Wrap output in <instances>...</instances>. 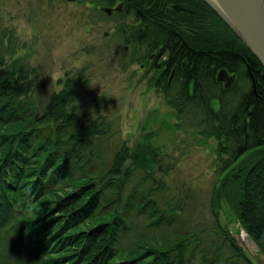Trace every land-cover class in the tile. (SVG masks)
Listing matches in <instances>:
<instances>
[{"label": "trees", "instance_id": "1", "mask_svg": "<svg viewBox=\"0 0 264 264\" xmlns=\"http://www.w3.org/2000/svg\"><path fill=\"white\" fill-rule=\"evenodd\" d=\"M116 3L118 13L137 20L130 39L145 43L150 68L158 58L168 72L175 67L173 80L186 102L191 85L193 108L209 123L201 133L217 140L211 207L226 208L264 255L263 67L203 0H98L93 9L103 12L98 5L110 10ZM221 68L237 77L228 90L216 81ZM167 71L163 82L156 80L166 94ZM31 72L19 58L6 61L0 49V231L27 251L32 260L25 264H260L219 220L200 237L204 229L178 222L182 204L162 206L150 187L140 189L146 180L158 183L161 157L152 142L133 149L123 144L105 171L96 170L94 147L107 127L101 119L83 124L78 107L68 106L66 86L46 97L36 94ZM243 79L249 87L237 90ZM209 86L216 89L207 92ZM182 110L177 107V114ZM135 172L143 177L127 193ZM131 213L145 218L150 230L169 225L172 235L144 232L124 243ZM11 247L0 239V264H24L9 254Z\"/></svg>", "mask_w": 264, "mask_h": 264}, {"label": "rangeland", "instance_id": "2", "mask_svg": "<svg viewBox=\"0 0 264 264\" xmlns=\"http://www.w3.org/2000/svg\"><path fill=\"white\" fill-rule=\"evenodd\" d=\"M97 1L0 0V49L5 60L19 58L32 70L36 94L46 97L66 86L68 106L78 107L83 124L101 119L108 132L98 138L99 145L93 144L96 170L105 171L123 144L133 149L146 140L152 142L161 157V167L154 172L158 183L149 179L140 189L150 187L162 206L182 204L184 215L178 222L204 229L200 237H208V229L219 220L242 247L238 222L226 208L211 207L218 183L217 140L201 133L209 123L200 122L204 116L200 111L187 114L190 106L183 104L176 84L171 83L168 94L156 85L158 69L150 68L145 43L130 39L138 30L134 15L124 11L107 16L93 9ZM246 87L249 82L243 79L237 90ZM176 100L183 104L179 114ZM142 177L135 172L126 192ZM131 214L133 224L124 243L144 232L172 235L169 225L150 230L145 218ZM1 238L12 246L10 255L17 253L24 264L32 260L12 241V234L0 231Z\"/></svg>", "mask_w": 264, "mask_h": 264}, {"label": "water", "instance_id": "3", "mask_svg": "<svg viewBox=\"0 0 264 264\" xmlns=\"http://www.w3.org/2000/svg\"><path fill=\"white\" fill-rule=\"evenodd\" d=\"M236 34L264 69V0H203ZM235 74L225 68L216 73V81L224 89L234 83ZM242 229V247L249 255L264 264V255L246 230Z\"/></svg>", "mask_w": 264, "mask_h": 264}, {"label": "flooded vegetation", "instance_id": "4", "mask_svg": "<svg viewBox=\"0 0 264 264\" xmlns=\"http://www.w3.org/2000/svg\"><path fill=\"white\" fill-rule=\"evenodd\" d=\"M70 1H75V0H70ZM97 8H99V9H102L103 10V12L107 15V16H112V14H115V12H117L116 10V8H117V3L115 4V5H113V6H111V7H109L110 8V10H105V8L104 7H101L100 5H98L97 6ZM153 54L154 53H152L151 55H150V60H151V57L153 56ZM163 59H161V58H158V60H157V62H156V66H157V69L159 70V72H158V74H157V78H156V80L158 81V82H163L165 79H164V77H165V74H164V72L165 71H167V69H168V66H166V65H164L162 68H161V66H162V63H163ZM174 69H175V67H172L171 69H170V71L167 73V80H166V85L167 86H170L171 85V83L173 82V85L174 84H176V89H177V93L179 94V95H181V93H180V89H181V84H180V82H177V81H175V80H173V74H174ZM229 74H233V73H229ZM250 87H251V92L256 96L257 95V92H256V80H255V78H254V76H253V74H251L250 73ZM236 75H235V79H234V83H235V80H236ZM175 81V82H174ZM189 82V81H188ZM188 82H187V84H188ZM221 83V86H222V88H224L223 87V83L222 82H220ZM233 83V84H234ZM233 84H232V86H233ZM191 85H189V90L190 91H188V88H187V94H186V97L188 98H191L190 100L188 99L187 100V102H192L194 99H192V89H191V87H190ZM231 86V87H232ZM188 87V86H187ZM230 87V88H231ZM230 88H228V89H230ZM228 89H225V90H228ZM183 100L185 99L184 98V96L182 95V97H181ZM186 102V100H184V103L183 104H186L187 103ZM203 102H204V100H203ZM176 104H177V106L178 107H182L183 106V104H182V101L181 100H176ZM188 104H190V103H188ZM196 104L199 106L200 105V103H197L196 102ZM204 104H205V102H204ZM208 110H209V107L207 108ZM190 110H192V111H190ZM195 109L193 108V102L191 103V107H190V109H189V111L187 112V114H189V113H191V112H193ZM200 112L202 113V115H204V116H202V118H201V120H200V122L202 123L204 120H205V112L204 111H202V110H200ZM199 122V123H200Z\"/></svg>", "mask_w": 264, "mask_h": 264}, {"label": "bare ground", "instance_id": "5", "mask_svg": "<svg viewBox=\"0 0 264 264\" xmlns=\"http://www.w3.org/2000/svg\"><path fill=\"white\" fill-rule=\"evenodd\" d=\"M260 63V62H259ZM250 70V69H249Z\"/></svg>", "mask_w": 264, "mask_h": 264}]
</instances>
